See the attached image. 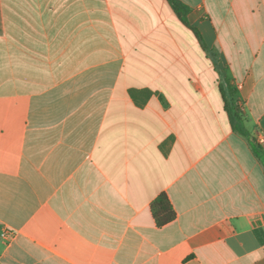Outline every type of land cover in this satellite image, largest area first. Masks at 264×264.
Returning a JSON list of instances; mask_svg holds the SVG:
<instances>
[{"label": "crops", "instance_id": "0c3cea01", "mask_svg": "<svg viewBox=\"0 0 264 264\" xmlns=\"http://www.w3.org/2000/svg\"><path fill=\"white\" fill-rule=\"evenodd\" d=\"M180 1L235 121L166 0H0V264H264V0Z\"/></svg>", "mask_w": 264, "mask_h": 264}, {"label": "trees", "instance_id": "16d2710c", "mask_svg": "<svg viewBox=\"0 0 264 264\" xmlns=\"http://www.w3.org/2000/svg\"><path fill=\"white\" fill-rule=\"evenodd\" d=\"M167 3L170 5L176 16L178 17L179 21L184 25L187 29L191 31L195 39L197 40L201 50L203 52L208 53V55L211 53H215V50L210 49L202 37L201 33L198 31L196 27L191 25L188 20V16L191 13V9L189 6L184 4L180 0H166ZM230 79L225 77L224 78V84L219 86V90L224 97L225 106L228 112H233V116H231L232 121H235L239 119V116L237 114V106H236V100L234 98L235 96V90L233 89V86L230 84ZM229 94L230 97V107L229 104L225 98V96ZM150 212L152 214V217L154 219V222L158 228L164 227L165 225L171 223L176 218V213L170 203V200L168 196L165 193L159 194L150 204Z\"/></svg>", "mask_w": 264, "mask_h": 264}, {"label": "rangeland", "instance_id": "374dc122", "mask_svg": "<svg viewBox=\"0 0 264 264\" xmlns=\"http://www.w3.org/2000/svg\"><path fill=\"white\" fill-rule=\"evenodd\" d=\"M185 30V29H184ZM207 56L210 60V67L212 70H214V73L216 74V76H218V80L222 82V85H224V78L225 76L223 77V74H222V71L225 72V69L219 65V56L217 54H213L210 52V54L208 55L207 53ZM228 78L230 79V75H228ZM227 99H228V102H229V107H230V97H229V94L226 95ZM238 109V108H237ZM240 110H244L242 108H239Z\"/></svg>", "mask_w": 264, "mask_h": 264}, {"label": "built area", "instance_id": "2783aa9c", "mask_svg": "<svg viewBox=\"0 0 264 264\" xmlns=\"http://www.w3.org/2000/svg\"><path fill=\"white\" fill-rule=\"evenodd\" d=\"M256 142L259 146L264 148V131H261L256 136ZM1 237L4 239H11L13 237V233L9 231H3Z\"/></svg>", "mask_w": 264, "mask_h": 264}]
</instances>
